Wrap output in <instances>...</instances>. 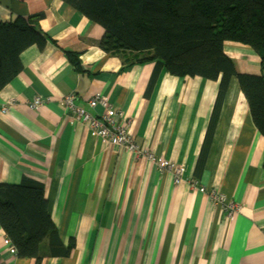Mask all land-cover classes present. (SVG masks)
Returning a JSON list of instances; mask_svg holds the SVG:
<instances>
[{
	"label": "crops",
	"instance_id": "obj_1",
	"mask_svg": "<svg viewBox=\"0 0 264 264\" xmlns=\"http://www.w3.org/2000/svg\"><path fill=\"white\" fill-rule=\"evenodd\" d=\"M37 16L44 44L22 52L0 91V184H44L62 250L21 258L0 225V264H264V136L238 79L214 117L219 81L124 64L69 0H0V23ZM224 52L239 72L264 74L251 48L226 42ZM99 94L145 157L104 143L67 108L73 96L99 117L104 109L89 105ZM159 160L185 168L180 183Z\"/></svg>",
	"mask_w": 264,
	"mask_h": 264
},
{
	"label": "trees",
	"instance_id": "obj_2",
	"mask_svg": "<svg viewBox=\"0 0 264 264\" xmlns=\"http://www.w3.org/2000/svg\"><path fill=\"white\" fill-rule=\"evenodd\" d=\"M69 1L104 29L100 48L124 64L155 63L175 76L219 81L214 117L236 77L264 136V74L239 72L224 52L226 42L247 46L264 71V0ZM38 20L0 23V91L20 72L22 52L44 44ZM47 208L41 181L24 177L18 185L0 184V225L19 257L39 262L61 254Z\"/></svg>",
	"mask_w": 264,
	"mask_h": 264
},
{
	"label": "built area",
	"instance_id": "obj_3",
	"mask_svg": "<svg viewBox=\"0 0 264 264\" xmlns=\"http://www.w3.org/2000/svg\"><path fill=\"white\" fill-rule=\"evenodd\" d=\"M65 101L67 104V108L74 113L75 119L81 122L82 124H85L87 128L95 132L97 138H99L104 143H111L118 146H122L126 148L131 154L137 157H145L147 155L145 151L141 150L135 144L133 137L131 136L129 131L128 122L123 125H118L115 123V118L122 117L123 115L113 106V104L107 97L99 94L93 97L89 102L90 107L93 109L98 107L104 109V114L99 117H93L84 109L77 107L74 103L73 96H68ZM43 104L44 101L41 98H35L32 101L30 107L33 110H39L43 106ZM7 111L8 108L3 109L4 113H6ZM157 165L162 172H171L174 176L176 184L180 183V181L182 180V176L185 172V168L183 166L175 165L165 160H159L157 162ZM211 197L214 201L218 203L225 202V199L222 195L213 193ZM234 211H236L235 206H230V217L232 216ZM6 244H10L8 240H6ZM11 252L14 253L15 250L12 249Z\"/></svg>",
	"mask_w": 264,
	"mask_h": 264
}]
</instances>
